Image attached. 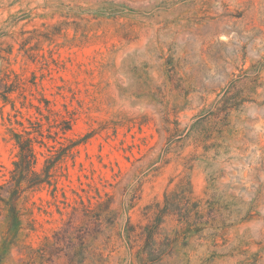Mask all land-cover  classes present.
I'll use <instances>...</instances> for the list:
<instances>
[{"label": "rangeland", "instance_id": "1", "mask_svg": "<svg viewBox=\"0 0 264 264\" xmlns=\"http://www.w3.org/2000/svg\"><path fill=\"white\" fill-rule=\"evenodd\" d=\"M43 98L0 264H264V0H0V183Z\"/></svg>", "mask_w": 264, "mask_h": 264}, {"label": "trees", "instance_id": "2", "mask_svg": "<svg viewBox=\"0 0 264 264\" xmlns=\"http://www.w3.org/2000/svg\"><path fill=\"white\" fill-rule=\"evenodd\" d=\"M1 97L4 103H8L7 95L3 94ZM43 99V106L33 105L37 109L38 115L34 116L33 119L31 117L26 118L27 124L24 123V119H18V114L21 115L22 113L14 103H11V107L16 113L8 117V129L18 151L17 159L13 161V168L8 171L5 181L0 183V202L5 206H14L20 193L25 189L46 184L52 190H57L54 170L60 158L52 156L51 148L55 144H48L44 138L60 142L57 138L60 137V133L65 135L72 129V117L67 108L65 112L55 110L51 107L49 100ZM21 117L24 118L23 115ZM35 143L46 146L48 152L45 153V166L40 173L33 169L37 161Z\"/></svg>", "mask_w": 264, "mask_h": 264}]
</instances>
